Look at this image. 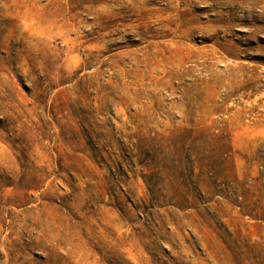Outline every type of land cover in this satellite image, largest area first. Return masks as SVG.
Wrapping results in <instances>:
<instances>
[{"label": "rangeland", "instance_id": "1", "mask_svg": "<svg viewBox=\"0 0 264 264\" xmlns=\"http://www.w3.org/2000/svg\"><path fill=\"white\" fill-rule=\"evenodd\" d=\"M0 264H264V0H0Z\"/></svg>", "mask_w": 264, "mask_h": 264}]
</instances>
